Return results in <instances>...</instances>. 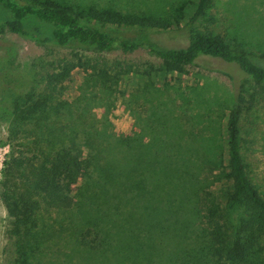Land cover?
<instances>
[{
	"label": "trees",
	"instance_id": "trees-1",
	"mask_svg": "<svg viewBox=\"0 0 264 264\" xmlns=\"http://www.w3.org/2000/svg\"><path fill=\"white\" fill-rule=\"evenodd\" d=\"M207 3L195 0L183 27L168 31L181 32L185 44L166 47L147 33L129 39L113 28L166 30L178 22L184 1L156 14L67 0H0L2 28L40 45L71 49L66 57L43 62L42 73L29 88L0 110L12 145L3 162L0 198L9 218L13 264H39L48 241L65 232L87 252L114 253L112 241L119 240L126 249L121 258L131 264H150L146 253L156 250V237L168 241L167 232L172 249L160 255L158 264H264V192L251 181L240 153L241 85L234 84L226 118L224 161L201 155L193 162L183 156L185 148L161 137L175 135L186 115L183 107L199 102L189 95L193 87L188 92L172 89L181 114L173 108L166 115L154 111L157 83L163 89L173 87L162 80L183 72L187 64L222 70L210 61L233 62L246 79L264 83V68L245 52L193 28ZM139 46L160 62L137 65L100 56ZM74 69L83 77L69 101L65 82ZM126 80L132 88L125 95L119 85ZM118 99L134 118L130 134L114 133L108 122ZM144 103L149 104L146 123L134 109ZM92 106L102 109L100 125L90 114ZM216 182L222 185L213 191ZM74 207L82 216L78 222L53 216ZM141 230L144 234L137 235Z\"/></svg>",
	"mask_w": 264,
	"mask_h": 264
},
{
	"label": "rangeland",
	"instance_id": "rangeland-1",
	"mask_svg": "<svg viewBox=\"0 0 264 264\" xmlns=\"http://www.w3.org/2000/svg\"><path fill=\"white\" fill-rule=\"evenodd\" d=\"M67 1L111 6L121 11H147L149 9L156 14L165 12L172 3L175 5L178 1H184L185 4L177 16L178 22L166 30L137 27L113 28L125 38H138L144 32L160 46L177 47L185 44L181 32H171L170 34L168 31L183 27L193 12L192 5L195 0ZM193 28L201 32L218 35L229 42L232 48L242 50L254 63L264 68V0H208L204 12L193 22ZM70 50L68 47L37 44L0 26V110H7L10 99L29 88L34 77L37 78L42 73L43 62L66 57ZM100 56L108 60L117 59L137 65H142L147 61L153 64L160 62L155 55L148 52L145 46L127 51L116 48L103 52ZM210 63H212V67L222 70H210L200 64H187L184 65L183 72L169 74L162 80L173 87L163 89L162 82L157 83L159 89L156 98L153 100L156 105L155 114L158 112L166 115L171 108L177 114H181L179 100L172 99L174 96L173 88L188 92L187 90L193 87L194 94L189 95L196 96L199 101L197 104L183 107L186 115L182 117L180 128L175 131V133L177 132L175 135L161 134V137L165 141L166 139L172 141L174 147H177L176 144H178L179 147L185 148L186 153L183 156L188 157V160L193 162L201 159V155L207 157L215 155L216 159L224 161L226 157V118L232 105L234 84L241 85L244 102L239 118L240 153L247 166L251 181L261 187L260 189L264 192V83H256L246 79L240 68L233 62H221L212 59ZM82 77L83 72L79 69H74L71 72L69 79L65 82L64 97L67 100H72L78 93V86ZM131 88V84L127 80L119 85V91L124 92L125 95L129 93ZM139 106L138 109H134L140 110L139 117L142 122H149V104L144 103ZM92 107H90V114L98 119L97 125H100L102 109ZM195 113H201L202 116L195 119L196 117L193 116ZM107 119L114 133L130 134L132 132L134 118L120 99L110 109ZM0 141L1 177L3 162L12 150V145L7 139L5 123L1 119ZM13 151L16 153V147H13ZM211 170L215 172V168ZM221 185L222 183L216 182L213 191ZM209 187L211 186L209 185ZM53 216L56 219L64 217V221H68L70 218L67 216H70L77 222L82 217L76 207L64 213H54ZM8 220V215L0 198V264H13V246L6 233ZM143 234L144 230L137 233L139 236ZM166 236L168 241L159 240L156 237L158 239L154 242L156 250H153V247L149 250L150 254L146 253V258L149 257L150 264H158L161 260L160 255L169 253L172 249L171 233L167 232ZM120 241L122 243L121 239ZM112 242L115 246L114 253L108 249L103 252H87L70 240L66 232L56 233L48 241L43 255L41 253L39 264H131L127 257L121 258L125 256L126 249L119 246V240Z\"/></svg>",
	"mask_w": 264,
	"mask_h": 264
}]
</instances>
